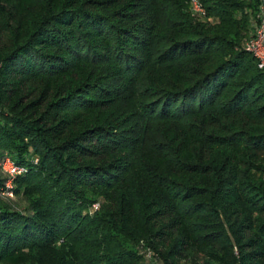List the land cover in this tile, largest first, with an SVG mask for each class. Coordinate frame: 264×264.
<instances>
[{
  "label": "trees",
  "instance_id": "16d2710c",
  "mask_svg": "<svg viewBox=\"0 0 264 264\" xmlns=\"http://www.w3.org/2000/svg\"><path fill=\"white\" fill-rule=\"evenodd\" d=\"M200 3L0 0V264H264V0Z\"/></svg>",
  "mask_w": 264,
  "mask_h": 264
},
{
  "label": "built area",
  "instance_id": "2783aa9c",
  "mask_svg": "<svg viewBox=\"0 0 264 264\" xmlns=\"http://www.w3.org/2000/svg\"><path fill=\"white\" fill-rule=\"evenodd\" d=\"M194 8H200L199 11H204L200 0H192ZM263 9V6H262ZM245 48L251 51L258 59V64L264 69V14L261 12L258 15V19L255 22V28L253 33L246 38ZM3 169L11 176L9 182L13 179V176L22 173L26 168L18 165L10 156L5 157L2 161ZM8 182V183H9ZM9 185V184H8ZM10 186V185H9ZM12 193V192H11ZM99 203L94 204V208H97Z\"/></svg>",
  "mask_w": 264,
  "mask_h": 264
},
{
  "label": "rangeland",
  "instance_id": "374dc122",
  "mask_svg": "<svg viewBox=\"0 0 264 264\" xmlns=\"http://www.w3.org/2000/svg\"><path fill=\"white\" fill-rule=\"evenodd\" d=\"M190 1H191V0H190ZM192 5H193V4H192ZM193 8H194V7H193ZM203 8H204V7H203ZM194 10L197 11L196 14H197V15H200V16H201L202 14L206 13V9H205V8H204V11H202V13L199 12V10H201L200 8H194ZM245 40H246V39H245ZM14 177H15V176H13V178H14ZM8 184L11 186V185L13 184V179H12ZM95 209H96V208H94V206L91 207V211H93V210H95Z\"/></svg>",
  "mask_w": 264,
  "mask_h": 264
}]
</instances>
